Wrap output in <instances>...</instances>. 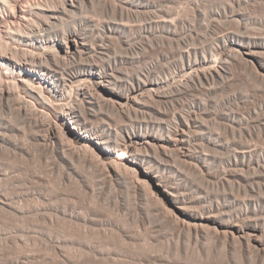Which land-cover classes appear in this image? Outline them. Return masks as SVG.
I'll return each instance as SVG.
<instances>
[{"label": "bare ground", "instance_id": "bare-ground-1", "mask_svg": "<svg viewBox=\"0 0 264 264\" xmlns=\"http://www.w3.org/2000/svg\"><path fill=\"white\" fill-rule=\"evenodd\" d=\"M242 79L264 84V0H0L2 220L118 264L94 231L134 238L126 210L152 201L264 262V102Z\"/></svg>", "mask_w": 264, "mask_h": 264}, {"label": "rangeland", "instance_id": "rangeland-1", "mask_svg": "<svg viewBox=\"0 0 264 264\" xmlns=\"http://www.w3.org/2000/svg\"><path fill=\"white\" fill-rule=\"evenodd\" d=\"M260 85H262V89H259ZM238 87L245 91L256 89L259 94L256 95L254 104L264 102V84L255 85L249 79H242ZM199 183L200 181L197 179L196 184ZM208 189L212 194L218 195L235 193L231 191L232 189L230 187L216 185L215 183L210 184ZM131 201L134 200L131 199ZM144 202L145 200H141L136 206L131 204L129 209L126 210L124 215V217L126 216L125 219H122V221L125 220L122 222L124 228H126L125 231L129 228L128 231L131 230V232L127 231V233L134 235V238L130 239L126 237V239L122 235L118 236L120 234L116 232L115 234H105L98 230L94 231V234L98 236V240L101 241L100 243L103 249L106 252L111 251L108 253H111L110 255L116 258L118 264H153V262L155 264L159 262V264H179L177 261L186 262L181 264H202L201 262L205 260L207 262L204 264H209L208 261L211 262L210 264H254L255 260V264L264 263L261 258L252 259L254 257L244 256L240 252V249L237 250L238 247H229L223 245L224 242L222 243L213 238H206L201 235L200 238L199 235L196 236V234L193 235L192 233L191 236L187 231L182 232L173 222H170L162 208L157 206L158 204L156 205L152 201H150L151 205L148 201ZM147 203L148 205H146ZM99 207L102 214L115 212L111 204H106L103 201L100 202ZM4 218L5 212L0 210V264H68L66 258H63L64 256H57L53 253L50 242L44 237L41 239L37 237V240L36 237L25 238L24 240L20 239V230L22 227L16 223H10L8 225L2 220ZM31 221L34 224H38L41 229L46 231L50 230V226L44 223L40 217L38 219L35 217V220L31 219ZM31 224L29 223L28 225ZM15 230L17 231L15 232ZM186 233L190 234V236L188 237ZM237 251L239 252L237 253ZM179 254L181 257H179ZM149 255L152 256L147 257ZM241 256L243 258L242 260ZM166 258L170 260L168 261ZM89 260L92 264H115L113 259L105 260L91 257Z\"/></svg>", "mask_w": 264, "mask_h": 264}]
</instances>
